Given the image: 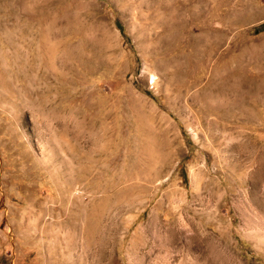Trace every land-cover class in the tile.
Instances as JSON below:
<instances>
[{"label": "rangeland", "instance_id": "rangeland-1", "mask_svg": "<svg viewBox=\"0 0 264 264\" xmlns=\"http://www.w3.org/2000/svg\"><path fill=\"white\" fill-rule=\"evenodd\" d=\"M0 264H264V0H0Z\"/></svg>", "mask_w": 264, "mask_h": 264}]
</instances>
